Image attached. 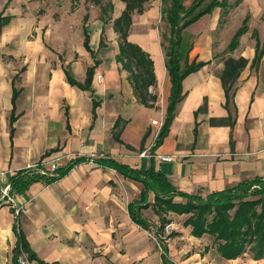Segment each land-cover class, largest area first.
<instances>
[{
  "label": "crops",
  "instance_id": "obj_1",
  "mask_svg": "<svg viewBox=\"0 0 264 264\" xmlns=\"http://www.w3.org/2000/svg\"><path fill=\"white\" fill-rule=\"evenodd\" d=\"M29 1L0 0V14L11 15L0 30V52L14 57L0 59V189L10 183V178L19 170H30L31 165L49 158L59 155L71 158L73 154L88 157L60 179L47 182L42 178L23 192L13 191L17 205L21 207V215H17L21 228L41 259L48 264H82L83 255H86L84 248L79 249L77 243H64L61 233L64 237L73 236L75 231L88 234L106 254L113 251L116 241L127 245L125 226L145 234L149 231L131 219L127 208V204L138 196L142 183L125 178L112 168L102 167L93 160L96 157L112 156L144 170L151 165L154 153L156 169L164 172L175 188L203 196L243 179L264 176V54L258 67L252 66L255 38L251 36L256 21L264 13V0H242L235 6L244 14L241 24L247 15L250 18L249 30L241 36L233 51L229 50L230 42L226 45L213 43V30L220 18L221 7L185 29L182 50L189 61L209 63L183 79L184 97L177 104L168 134L156 147L171 92L166 54L157 26L158 0L149 3L143 13H133L129 34V40L139 44L154 60L157 84L151 86L150 91L158 94L156 107H146L139 102L128 72L116 59L119 40L112 21L125 8L122 0H112L114 9L108 22L99 11L94 14L88 9L80 16L78 27L82 29V40L80 43L76 40L74 45L71 44L74 47L67 49L79 52V56L70 57L57 67L47 60L49 52L66 50L64 46H68L70 35L64 30L57 37L46 27L44 19L36 20L31 10L23 12V4L29 8ZM68 2L73 11L80 10L77 0ZM87 13L89 17L84 21ZM207 20H212L214 26L208 30ZM84 27L90 35L95 56L84 45ZM64 32L66 37H63ZM191 34L195 37L193 41L188 40ZM250 37L252 42H249ZM245 39L248 46H243ZM226 50L228 55L224 56L222 52ZM22 54L27 57L24 61L19 60ZM228 58H245L247 63L239 70L226 105L223 73ZM95 59L99 62L92 89L100 104L93 121V93L71 85L64 67L75 78L77 73L81 75V79H76L84 81L87 68L95 63ZM98 75H102L100 80ZM15 90L18 92L16 97ZM204 104L205 108L196 115ZM13 115L15 120L12 122ZM118 118L121 123L115 128ZM153 119H159L161 125L153 124ZM118 129L122 130L121 142L115 139ZM146 149L151 155L140 156ZM155 154H175L176 158L160 161ZM117 176L130 180L138 188L137 195L121 208L117 206L121 201ZM150 195L153 201L154 192ZM175 200L185 199L176 196ZM147 209L142 210L145 217ZM93 214L99 216L93 218ZM15 218L11 204L0 206V264L9 259L12 263V250L17 242ZM175 223L181 230V225ZM45 224L51 226L55 236L48 233ZM186 228L191 233V227ZM117 233L118 239H114ZM57 234L60 237H56ZM153 253L159 254L150 246L136 258L145 257L141 264H148ZM160 261L163 264L162 258ZM34 263L39 264L38 261Z\"/></svg>",
  "mask_w": 264,
  "mask_h": 264
},
{
  "label": "trees",
  "instance_id": "obj_2",
  "mask_svg": "<svg viewBox=\"0 0 264 264\" xmlns=\"http://www.w3.org/2000/svg\"><path fill=\"white\" fill-rule=\"evenodd\" d=\"M101 6V17L108 22L114 9L112 0L106 3L102 0H94ZM125 3L120 16L113 22V28L118 33L119 51L116 55L121 68L128 72V78L133 86L134 93L140 103L146 107H156L158 94L150 91L151 86L157 84L154 60L149 52L144 50L139 44L129 40L132 25L133 13H143L146 9L148 0H122ZM242 0H192L189 5L184 0H170V5L165 9V17L170 24V37L168 44H163L166 54V66L171 78V92L169 95L166 116L159 135L156 139L155 147L162 142L168 134L171 123L175 117V110L178 102L184 97L183 79L191 72L197 71L209 61H189L188 55L182 50L184 43L185 29L196 22L205 14L211 13L216 7H221L222 17L228 13L231 7L237 6ZM74 8V7H73ZM89 17L87 13L84 17L86 21ZM249 18L247 15L242 24L238 27L229 43V50L233 51L240 43L241 36L249 30ZM11 19V15L0 14V30L4 24ZM84 45L87 50L95 56L94 50L90 46V35L84 27ZM251 36L255 38V56L252 59V66L258 67L264 54V36L260 37L259 31L254 29ZM103 45V39H101ZM99 60L87 68L84 81L76 79L64 67L67 81L71 85L78 86L93 93L92 82L96 65ZM247 63L245 58H228L226 68L223 73L225 93L228 105L230 91L233 82L239 74V70ZM15 90V97L17 95ZM93 121L96 118V108L100 100L92 97ZM205 108V104L200 106L198 112ZM15 116L11 117V121ZM121 119L118 118L115 128H118ZM69 126V124H68ZM121 129L115 131V139L120 138ZM13 132V129H12ZM154 151V149L152 148ZM85 155L71 157L64 161L52 175H44L36 170L21 169L10 178L11 188L15 192H23L34 181L46 178L47 182H53L62 178L79 163L87 160ZM151 165L147 169L132 166L127 162H121L112 156L96 157L93 160L102 167H108L121 173L125 178L139 181L142 188L136 198L127 204L131 219L149 230L151 221L142 213L143 209L152 208L159 217L160 225L157 234L162 236L165 225L172 220L169 216L171 211L178 214H189L185 219L184 225L191 227V234L196 237L210 235L216 243V250L225 258H235L243 254L247 249L255 259L264 258V176H256L252 179H243L233 186H228L223 190L208 193L206 196L175 188L168 180L166 174L156 169L154 153ZM154 192V200L149 198L150 192ZM176 196H181L184 201L175 200ZM14 230L17 242L13 247L12 264H21L19 256L26 254L28 259L38 261L39 264H48L41 259L37 252L32 248L25 231L21 228L18 217L15 214ZM174 234V231L170 233ZM163 242V241H162ZM161 258L163 264H176L169 256V247L166 243L162 244Z\"/></svg>",
  "mask_w": 264,
  "mask_h": 264
},
{
  "label": "rangeland",
  "instance_id": "obj_3",
  "mask_svg": "<svg viewBox=\"0 0 264 264\" xmlns=\"http://www.w3.org/2000/svg\"><path fill=\"white\" fill-rule=\"evenodd\" d=\"M68 1L69 0H40L39 2H34L31 0L29 1V8H27L26 4H23V12L31 10L33 11V15L36 20L39 21L44 19L46 27L52 29L57 37L61 32L63 33L64 30L68 31L70 37L67 42L68 46H64L66 50L64 49L58 52L53 49L51 52H49L50 55L47 57V60L51 61L52 65H56V67L67 61L70 57L77 58L79 56V52L67 49L73 48L76 40L77 43H80L82 40V29L81 27H78L80 25V16L82 17L88 9L93 11L94 14H98L99 11L100 15L101 12V6L94 3L93 0H77V7L80 8V10H78L80 12L75 10L73 11ZM103 1L106 3L108 0ZM151 2H153V0H148L145 5L149 6V3ZM156 2L159 5L157 26L159 27L161 35V43L168 44V38L170 37V24L165 17V9L169 7L170 0H158ZM191 2L192 0H184L186 5H189ZM18 9L19 8H16V10ZM235 9V7H231L228 10V13L222 17L223 21L219 18L212 35L213 43H215V45L228 44L233 33L240 26L244 14L242 11H239V9ZM222 13L223 11L221 10V14ZM209 27H214L212 20H207V30ZM254 27L259 31L262 38L264 35V13L261 15L259 20L256 21V25H254ZM66 36L67 33L64 32L63 37ZM188 37V40L191 41L195 39L192 34L188 35ZM251 38L252 37H250L249 42H252ZM52 42L56 47L59 46V43L55 41ZM247 42L248 40L245 39L243 41V46H248ZM222 54L224 56L228 55V50L223 51ZM0 59L8 60L14 59V57L0 52ZM25 59H27L26 55L22 54L19 57L20 61H24ZM75 76L78 79L82 78V76L78 73ZM156 129L158 130L159 128L156 126ZM72 156L75 157L76 155L73 154ZM117 178L119 183L116 184V186L121 196V201L117 203V206L121 208L125 206V204L131 200V198L137 195L136 193L138 188L133 186L130 180H122L118 176ZM132 189H134V191ZM150 197L153 198L152 193ZM20 215L21 210L18 217ZM145 215L152 221L149 231H147L145 234L142 231L133 230L125 226L124 232H128L126 239V241H128L127 245L125 243L122 244L116 241L112 248L113 251L106 254L102 253L103 250L99 249L98 246L93 243V239L88 234L81 233V231H75L74 234L72 233L73 236L67 237L65 235L64 237V233H61L60 236L62 237V241L64 243H77L80 246L79 249L82 250L84 248L86 255H83L82 264H141L146 258L136 257L143 251H146L150 246L153 248V252H158L159 254L153 253L148 264H161L160 255L162 252L163 242L168 245L169 256L176 264H264V258H261V260L255 259L248 249L246 252L238 255L235 258L223 257L221 254H219V252H217L216 243L212 236L204 235L202 237H196L189 233V230L184 225V221L189 216V214H178L171 211L169 216L174 222H177L179 225H181V230H176L174 231V234L171 235L167 232H162V236L156 235L158 226L160 225L159 217H157L151 208L145 211ZM98 216L99 214H93V218H97ZM120 222H122V218L120 219ZM45 228L48 233H51L52 236H55V234H53V230L51 232V226L49 224H45ZM56 232H59V230L57 229ZM116 235L117 236H115L114 239H118V233ZM60 236L58 234L56 235V237ZM89 252L91 253V259H89ZM128 252L132 257L135 258H132L131 256L129 258V256H127ZM34 262L32 261L31 264H37ZM5 264H12L11 260L9 259Z\"/></svg>",
  "mask_w": 264,
  "mask_h": 264
},
{
  "label": "built area",
  "instance_id": "obj_4",
  "mask_svg": "<svg viewBox=\"0 0 264 264\" xmlns=\"http://www.w3.org/2000/svg\"><path fill=\"white\" fill-rule=\"evenodd\" d=\"M102 78V75H98V79L100 80ZM152 123L155 125H161V121L159 119H153ZM140 156H150L151 152L149 149H146L142 151ZM155 156L160 160V161H172L176 158L175 154H155ZM69 158L65 156H55L52 158H49L45 161H42L40 163L31 165L30 168L32 170H36L42 174H48L52 175L55 170L64 163L65 160ZM3 173V172H2ZM2 204H11L14 208V213L16 215L20 214L21 208L18 207L16 199H15V194L13 193V190L11 188V183H6L1 189H0V206ZM178 230V225L171 220L168 222L165 227H164V233L170 234L173 231ZM19 262L21 264H31V261L28 259L26 254H22L19 256Z\"/></svg>",
  "mask_w": 264,
  "mask_h": 264
}]
</instances>
